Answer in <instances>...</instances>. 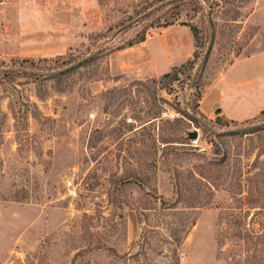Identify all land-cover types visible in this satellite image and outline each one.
Returning <instances> with one entry per match:
<instances>
[{"label":"rangeland","instance_id":"rangeland-1","mask_svg":"<svg viewBox=\"0 0 264 264\" xmlns=\"http://www.w3.org/2000/svg\"><path fill=\"white\" fill-rule=\"evenodd\" d=\"M86 1L0 0V264H264V130L228 133L264 115H197L214 133L185 115L212 71L264 52V0ZM207 17L192 85L186 62L172 83L111 74L149 28H192L201 54ZM93 53L59 80L13 72Z\"/></svg>","mask_w":264,"mask_h":264},{"label":"crops","instance_id":"crops-1","mask_svg":"<svg viewBox=\"0 0 264 264\" xmlns=\"http://www.w3.org/2000/svg\"><path fill=\"white\" fill-rule=\"evenodd\" d=\"M94 5V0L86 1ZM81 3V0L80 2ZM85 29H88L85 28ZM194 38L181 25L149 28L143 41L113 50L107 60L112 75L134 79L158 78L171 68L193 59ZM212 60L210 53L206 67ZM214 65V64H213ZM264 52L236 57L203 85L197 101L198 112L207 119L242 122L264 110ZM205 67V71L207 68Z\"/></svg>","mask_w":264,"mask_h":264},{"label":"trees","instance_id":"trees-1","mask_svg":"<svg viewBox=\"0 0 264 264\" xmlns=\"http://www.w3.org/2000/svg\"><path fill=\"white\" fill-rule=\"evenodd\" d=\"M190 31H191L192 36L194 38L195 52L193 54V59L187 61L185 67L192 71L193 69H196L195 67L198 65V64H196V61L200 60V57H202V54L206 50V45L204 44L202 46V52H201V54H198V52H197L198 45H197L196 33L194 32V30L192 28H190ZM208 39H209V36L207 38L206 43H208ZM141 41H143V37L141 39H139L137 42L130 43V44L126 45V46H132V45L137 44V43H139ZM26 63H29V61L28 60L20 61L19 65L16 68H14L13 72L15 74L22 75L24 77H31V78H35V79H44V77H45V79H54V80H59L64 75H66L67 73H70V72H66V73H59V74L50 75V73L64 70L65 68H63V67H65V66L69 67L68 66L69 64H65V65L61 66V68L58 67V68H53V69H49V70H47V69L42 70V69H37V68L31 69V68L23 67V64H26ZM30 64H32V63L30 62ZM182 67H184V66L183 65L174 66V67L171 68L169 73L164 74V75H162V76H160L158 78H153V80H154V82H155V80H160V81L166 80V81H168V83H172L173 81L177 80V75L179 74L180 68H182ZM192 77H193V74H192ZM185 115L189 118V120H191L195 124L199 125L198 121L193 119V117H197L198 118V116H201V114L197 110V107L191 113L190 112H186ZM259 115H264V110ZM198 119H200V118H198ZM219 121H220L219 118H217V122H219ZM262 129L264 130V127ZM212 133H214V132H212ZM251 196H252L253 199H257V197L253 196V194H251Z\"/></svg>","mask_w":264,"mask_h":264},{"label":"water","instance_id":"water-1","mask_svg":"<svg viewBox=\"0 0 264 264\" xmlns=\"http://www.w3.org/2000/svg\"><path fill=\"white\" fill-rule=\"evenodd\" d=\"M223 1V0H222ZM207 25H208V31H209V39H208V43H207V46H206V50L204 52V55L202 56V58L200 59L196 69H195V72L193 73V77H192V81H191V85L193 84L194 80L196 79V77L198 76L203 64L205 63V61L207 60L208 58V55L210 53V50H211V47H212V42H213V34H212V31H211V21L210 19L207 17ZM95 55V53L75 62L74 64H72L71 66L65 68L64 70L62 71H56V72H53V73H50V75H54V74H59V73H63V72H66V71H69L73 68H76V67H79L83 62L89 60L90 58H92L93 56ZM193 119L197 120L199 125L202 126L203 128L207 129L208 131L210 132H213V130H211L210 128H208V126L203 122L201 121L200 119H198L197 117H193ZM261 127H264V122L261 123V124H256V125H253V126H249V127H245V128H240V129H235V130H229L228 133H237V132H244V131H248V130H252V129H256V128H261ZM187 138L191 141L193 140H196L198 138V133L197 131H192V132H189L187 133Z\"/></svg>","mask_w":264,"mask_h":264},{"label":"built area","instance_id":"built-area-1","mask_svg":"<svg viewBox=\"0 0 264 264\" xmlns=\"http://www.w3.org/2000/svg\"><path fill=\"white\" fill-rule=\"evenodd\" d=\"M95 117V114L94 113H90L88 114V118H87V121H92ZM160 117L163 118V119H166V120H169V121H173L175 119H178L180 117V114L178 112H175V111H169V110H165V111H162L160 113ZM127 123H130L131 120L128 119L126 120ZM67 189L69 190V194L70 195H75V191H74V188H73V185L70 181L67 182Z\"/></svg>","mask_w":264,"mask_h":264}]
</instances>
